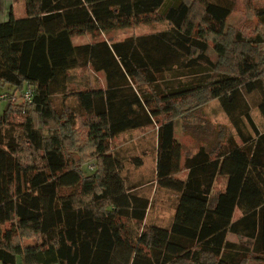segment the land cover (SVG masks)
Returning a JSON list of instances; mask_svg holds the SVG:
<instances>
[{"label": "trees", "instance_id": "trees-1", "mask_svg": "<svg viewBox=\"0 0 264 264\" xmlns=\"http://www.w3.org/2000/svg\"><path fill=\"white\" fill-rule=\"evenodd\" d=\"M24 6L23 16L10 10L0 21V85L32 90L17 109L21 121L13 123L8 106L0 114V264H264V130L250 115L255 107L264 118V5L251 9L259 28L251 36L226 23L232 0ZM158 21L170 26L72 41ZM87 66L103 73L104 87L73 91L75 107L56 108L52 96L66 94L68 71ZM211 99L238 140L217 133L184 154L174 118ZM77 115L96 159L86 174L66 151ZM151 125L156 185L176 199L166 224L145 223L151 201L126 185L123 158L110 147L118 134ZM141 152L136 167L149 151ZM218 177L225 183L216 191ZM22 237L36 243L25 249Z\"/></svg>", "mask_w": 264, "mask_h": 264}, {"label": "rangeland", "instance_id": "rangeland-1", "mask_svg": "<svg viewBox=\"0 0 264 264\" xmlns=\"http://www.w3.org/2000/svg\"><path fill=\"white\" fill-rule=\"evenodd\" d=\"M233 10L227 17L226 23L233 29H238L245 36H251L259 32L257 20L251 12V9L264 5V0H232ZM13 9L15 15L24 13V0H0V9ZM192 10L199 13L200 9L196 2H192ZM170 26L168 21H158L152 24L140 23L130 27L115 29L109 32L97 35L81 34L72 37L73 43H84L89 40L108 39L110 41L121 40L130 35H139L143 33L156 32L167 29ZM2 39H0L1 43ZM211 45V44H210ZM210 56L215 58L211 50ZM68 82L66 94L58 93L52 96L53 105L58 109L75 107V97L73 91L91 88L104 87L105 80L102 72H94L87 67L74 68L68 71ZM23 87H14L9 84L0 85V114L8 108L11 110L10 119L13 123L21 121L23 114L17 109L25 107L23 93L27 89ZM250 115L260 130H264V118L261 117L257 108L252 107ZM36 115V119H37ZM38 121V119H37ZM85 118L82 115L75 117V124L72 129L71 141L66 146V151L75 158L83 173H89L96 168V159L92 147L87 138V128ZM175 137L183 145L184 154L194 152L200 144L213 141L219 135L232 134L235 131L229 122L226 114L221 108L217 99H211L199 108L192 109L181 116L174 118ZM235 139L237 137L235 136ZM238 140V139H237ZM111 150L120 154L124 161L122 173L126 177V185L134 187L139 194L145 195L151 201L147 210L145 223L166 224L172 214L175 204L174 193L159 188L155 181V127L153 125L137 129L124 131L115 136L110 141ZM149 151L142 160V164L136 167L131 160L136 155L142 154L141 150ZM184 176V172L179 174ZM224 177H218L214 189L217 191L223 189ZM240 215L238 209H235L233 218ZM144 223V222H143ZM142 225V223H141ZM140 225V227H141ZM227 238L239 243L250 244V240L239 237L238 235L228 233ZM23 248L33 246L36 243L34 238L22 237ZM16 264H20V258L17 257Z\"/></svg>", "mask_w": 264, "mask_h": 264}, {"label": "crops", "instance_id": "crops-1", "mask_svg": "<svg viewBox=\"0 0 264 264\" xmlns=\"http://www.w3.org/2000/svg\"><path fill=\"white\" fill-rule=\"evenodd\" d=\"M8 10H11V9L9 8ZM11 11H12V14L15 18H19L25 14V11H24V13L22 12L21 14L15 15L13 12V9ZM8 16H9V12L7 13V10L0 9V21L6 20L8 18ZM224 183H225V179H224Z\"/></svg>", "mask_w": 264, "mask_h": 264}, {"label": "built area", "instance_id": "built-area-1", "mask_svg": "<svg viewBox=\"0 0 264 264\" xmlns=\"http://www.w3.org/2000/svg\"><path fill=\"white\" fill-rule=\"evenodd\" d=\"M23 96H24V100L26 102H29L31 100L32 90L30 88L25 89ZM0 97H2V96H0Z\"/></svg>", "mask_w": 264, "mask_h": 264}]
</instances>
